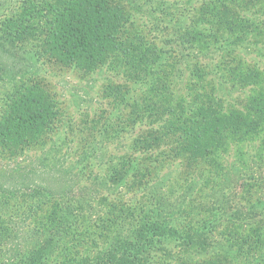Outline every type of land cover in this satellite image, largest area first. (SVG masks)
Returning a JSON list of instances; mask_svg holds the SVG:
<instances>
[{
  "label": "trees",
  "instance_id": "obj_1",
  "mask_svg": "<svg viewBox=\"0 0 264 264\" xmlns=\"http://www.w3.org/2000/svg\"><path fill=\"white\" fill-rule=\"evenodd\" d=\"M125 3L134 5L0 0V158L17 162L38 147L48 163L63 121L56 94L41 75L24 76L23 66L40 60L85 73L121 68L138 91L131 98L124 86L107 87L112 106L128 108L119 131L133 127V136L125 150L103 151L101 176L87 172L74 183L56 161L36 182L11 187L0 174V264H264V170L237 179L238 169L215 170L219 180L204 181L207 200L186 205L163 173L167 161L184 162L191 175L184 195L198 185L194 176L229 150L235 162L264 164V67L243 63L239 52L264 39V0H196L174 21L177 51L132 30ZM185 74L195 81H185L182 92ZM215 75L244 89L242 108L223 107L210 83ZM83 158L73 164L81 175L97 160ZM225 174L232 178L222 180ZM124 187L141 196L125 199ZM87 190L97 194L88 199ZM99 199L103 209L89 216Z\"/></svg>",
  "mask_w": 264,
  "mask_h": 264
},
{
  "label": "rangeland",
  "instance_id": "obj_2",
  "mask_svg": "<svg viewBox=\"0 0 264 264\" xmlns=\"http://www.w3.org/2000/svg\"><path fill=\"white\" fill-rule=\"evenodd\" d=\"M133 3L132 7L129 6L131 29L144 34L149 42L156 44L159 48L166 47L165 43H172L173 47L168 45V48H175L176 51L180 48L175 44L179 30L174 26V21L180 14L190 12L194 6H198L199 4L196 3V0H133ZM125 4L128 7L127 3ZM253 14L258 15L254 12ZM260 16L264 18L263 14ZM262 42L241 46L239 52L243 56V63H255L261 68L264 67V39ZM189 53V57L197 55L196 51H192V53L189 51ZM213 56L215 57L216 54ZM30 64L31 67L27 69L25 66L21 67V73L24 76L34 73L42 76V79L47 82L48 87L56 94L59 105L63 109L64 117L57 134L54 136L55 147H52L48 152L51 157L47 161L48 163L43 160V155L39 152L38 147L32 149L28 155L23 156L17 162L0 158V174H4V178L6 176V180L2 181L12 187L14 181L16 182L17 180H25L24 183L44 180L43 177L46 176L43 173L44 165L52 164L55 161L57 163L55 168H59L60 170L67 168L70 170L64 177L66 180H73L74 183L76 181L77 183H81L85 176H87V172H90V179L94 175L101 176L104 168L102 163H97V161H100L99 158H102L103 151L107 154L111 151L121 152L126 149L127 142L133 136V127L129 126L125 132L119 131L128 108L118 107L116 104H114L116 107H113L112 96L108 95L107 87L124 86L127 93L126 96L133 98V94L138 93L137 90L133 91V80L121 68L102 67L93 72L85 73L74 68L43 63L40 60ZM185 81H195V78L185 74L183 81L178 84L179 90L182 92H184L186 86L184 84ZM210 83L215 86L216 92L220 97L218 100L223 103V107L242 108L244 89L231 86L227 81L219 79V75L213 76ZM208 88L206 87V89ZM129 97H127L128 100ZM1 104L0 100V107ZM96 120H99L98 124ZM95 123L97 124L96 128L93 127ZM104 126L107 129V133H102L104 135L103 138L101 130ZM113 129L118 132H115ZM88 138L92 142L88 146L83 145L82 143ZM92 144H95V148L98 149V151H94L93 154L95 155H91L88 152ZM243 149L247 150L248 148L243 146ZM243 149L240 147V151ZM85 155H89L91 158L95 157L97 160L92 162L93 165L90 167L92 171H90V168H87L84 171V175H81L82 173L77 174L78 165L74 167L73 164L75 161L79 162ZM236 159H238L236 153L233 150H229L215 167L212 165L207 166V168L202 169V175L197 174L194 176L198 181V185H196L191 193L186 191L184 195L182 193L183 185L190 180L191 176L185 173L184 162H178L177 159L167 161L163 167V173L166 174L164 175L166 178L168 177L167 183L169 188L175 190L174 196L178 197V201L184 205L191 204L192 202L197 204L199 201L203 202L207 200L206 191H208L210 186L205 185L204 181L210 180L209 183L212 184V182L219 180L214 172L215 170L226 172V170L238 169V171L236 170L238 175L235 179L239 178L240 175L242 176V174L255 175L256 172L264 170V164H258L250 161V159L242 160L240 163V161L235 162ZM53 166L55 165L53 164ZM70 166L72 167L69 168ZM16 171L17 173L15 174ZM3 177H0V179ZM231 178L225 174L222 180H230ZM199 187L203 188L201 189L203 191H199ZM120 190L126 191L124 195L125 199L141 196V193L134 192L133 188L130 187L128 189L124 187ZM260 192V195L263 196L264 190ZM87 194L88 199H91L97 193L92 194L89 190ZM96 200L91 203L92 207L88 211V215L91 217L95 216L96 210L103 209V205H98L101 202L100 199L97 203ZM200 211L203 210L200 209ZM20 220L18 219L17 222H20ZM23 220L25 223L27 222L25 219Z\"/></svg>",
  "mask_w": 264,
  "mask_h": 264
}]
</instances>
